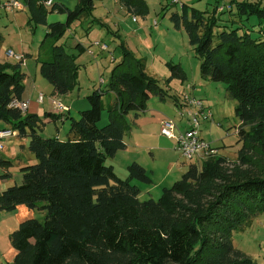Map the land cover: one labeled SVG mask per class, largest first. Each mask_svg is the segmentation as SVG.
<instances>
[{
  "label": "trees",
  "instance_id": "16d2710c",
  "mask_svg": "<svg viewBox=\"0 0 264 264\" xmlns=\"http://www.w3.org/2000/svg\"><path fill=\"white\" fill-rule=\"evenodd\" d=\"M117 1L130 15L144 18L147 12L144 0ZM44 2L21 1L28 13L26 25L32 30L39 25L47 28L37 61L56 98L76 87L75 58L85 51L76 44L77 54H73L58 42L73 22L91 14L94 0H78L74 9ZM228 5V12L233 7L240 19L257 18L256 37L242 25L220 24L215 11L185 3L179 13L170 15V21L186 33L200 61V76L225 84L228 97L236 102V118L250 126L238 128L237 163L229 165V160L215 155L200 167L190 164L179 180L161 189L156 200L140 201V189L131 183H152L141 165L130 163L127 177L120 179L106 164L126 148L124 137L148 100L168 98L158 81L146 74L143 59L119 42L121 57L106 83L105 94H112L113 102L104 105L103 92L89 94V107L71 120L65 140L43 137L40 116L9 107L13 99L22 100L21 66L26 57L15 63L0 62V121L18 137L29 139L27 149L36 161L19 169V185L0 192V211L24 205L45 213L42 221L27 219L10 233L16 254L11 262L0 264H255L233 247L232 236L264 212V161L256 172L240 168L250 164L247 148L256 146L264 154V5L238 0H229ZM53 12L66 15L65 21L47 24V15ZM166 66L170 70L166 84L185 80L179 65L168 62ZM103 111L107 123L99 126ZM12 166L0 156L2 178L9 177Z\"/></svg>",
  "mask_w": 264,
  "mask_h": 264
},
{
  "label": "rangeland",
  "instance_id": "374dc122",
  "mask_svg": "<svg viewBox=\"0 0 264 264\" xmlns=\"http://www.w3.org/2000/svg\"><path fill=\"white\" fill-rule=\"evenodd\" d=\"M19 1L21 2L22 0ZM77 1L54 0V3L61 4L68 9H74ZM144 1L147 7L144 18L128 14L117 0H94V8L91 14L71 24L70 28L59 40V43L63 44L68 52L77 54L74 49L76 43H85L87 45L91 44L90 42L99 41L106 43L111 55L103 52L101 57H95L96 49L94 47H90L94 52V56L88 52L77 55L75 58V62L79 66L77 85L60 99L52 96V87L39 73L37 57L39 45L44 40L47 31L46 26L39 25L34 30L28 27L26 25L28 13L25 8L21 11L12 9L17 11L9 12L0 8V33L3 38L1 47H11L10 49L19 55H22L20 51H24L28 55V57L24 58V64L21 66V71L27 75L23 80V84L26 88V93L28 94L29 92L30 102H35L39 94L43 95V103H37V113L40 114L42 121L47 118L44 111L56 109L52 105V100L59 99L62 105L70 108L71 118L69 117L67 120L58 118V121L46 120V122H42L43 124L39 125V134H42L43 137H60L64 139L69 130L71 120L78 119L79 113L89 107L86 97L94 91L104 93L102 95L104 105L113 102L114 96L112 94L106 96L105 94L106 83L109 79L111 68L121 57L118 46L121 41L135 57L143 59L146 74L148 73L147 75H151L150 77L158 81V85L164 89L167 96L175 97L176 102H181L183 95L203 100L207 108L208 118L205 120L201 119L199 122L201 137L210 143L212 147L217 148L218 152L216 155L229 160V165L237 163L238 150L241 148V143H238L237 138L238 128L242 127L244 130H248L250 126L241 125L239 119L236 118L234 112L236 102L228 97L225 84L212 82L200 76V61L188 43L184 30L182 28L177 30L173 27L170 15L175 12L179 13L183 2L199 10H206L210 13L215 11L216 15L221 19L220 24H222V21H232L234 23L226 22L224 24L228 28H236L242 25L243 30H249L253 37L258 35L257 18L252 16L247 20H245V17L240 19L235 9H232L231 13L228 12L229 9L227 8L220 10L219 7L227 4L228 0H180L178 4H173L170 0ZM65 18L66 15L53 12L47 15L46 22L47 24L64 22ZM48 49L46 47L43 52L48 51ZM0 57H5L2 49H0ZM8 60L16 62L14 59ZM168 62L172 65H179L185 73L186 80L173 79L169 84H166L165 80L170 75V70L166 66ZM149 100V106L158 107L166 114L173 113L175 117L169 118L174 119V122L179 127L183 126V118L174 115L179 111V108L175 106L170 98H166L163 102L158 97L152 96ZM83 102L88 104L85 108H83L84 106L82 107ZM106 123L107 113L103 111L99 126H103ZM135 134L137 136L134 138ZM142 134L134 131L132 137L136 141L128 146V151H118L114 157L107 159L106 164L114 167V172L118 178L125 179L127 177L126 166L133 161L137 162L145 168L152 179L150 185L135 180L131 182L141 190L138 198L140 201L149 198L156 200L161 194V189L170 187L175 181L179 180L190 164L181 159L173 150L172 140L159 134L158 125L150 124L146 126ZM128 136L127 134L124 138L126 142H128ZM16 139L17 136L14 135L2 141L0 156L3 158L11 157L10 155L14 154V150H16L17 153H21L20 158L23 160H21L22 166L20 167L34 164L36 162L35 158L29 155L31 160L27 159L29 151L26 148V151L23 152V148L20 147L21 143L13 146L9 144L10 141H15ZM26 142L28 143V141ZM134 144L139 147L134 146ZM247 149L248 151L245 155L250 164L240 168H243V170L248 169L250 173L256 172L257 166L264 161V154L256 146H251ZM207 160H200V164L197 166L200 167ZM17 161L16 159L11 161L13 166L9 171L12 177L5 183V188L21 183L22 175L19 172V164H17L19 161ZM171 163H173V166ZM2 173L3 171L0 169V175ZM9 214L8 212L0 211V218H2L0 223L3 219H9L7 218ZM44 214V211L35 209L33 210V217L29 219L42 221ZM1 226L0 224V228ZM4 226L5 229L3 231L5 230V233L0 229V253L5 251L3 248L9 243L10 233L16 229L13 227L14 225L7 226L5 222ZM232 244L235 249L243 252L255 264H264V212L252 219L250 225L243 231L234 232Z\"/></svg>",
  "mask_w": 264,
  "mask_h": 264
},
{
  "label": "built area",
  "instance_id": "2783aa9c",
  "mask_svg": "<svg viewBox=\"0 0 264 264\" xmlns=\"http://www.w3.org/2000/svg\"><path fill=\"white\" fill-rule=\"evenodd\" d=\"M238 1H259L264 5V0H238ZM53 0H45V6H50ZM173 4L180 3V0H170ZM23 7L22 3L19 0H7L0 4V8L5 10L12 9H21ZM224 8L230 9L229 5H223L219 7L220 10ZM91 47L98 48L102 52H107L111 55V52L108 51V46L106 43L94 41L91 44ZM92 54V51H90ZM5 58L14 59L16 62L23 59L22 55L15 53L12 49L4 50ZM102 82V81H101ZM37 103H43L44 97L42 94H39ZM52 105L57 108L61 113L68 112V108L59 100H52ZM180 109L178 111L179 117L185 119V126L179 127L171 119H163L160 121V135L164 136L167 139L172 140L175 143V151L178 155L186 162L192 165L200 164V160H207L217 154V149L212 147L203 137L200 135V120L207 119V108L204 105L202 99L194 98L191 96L183 95L181 102L178 104ZM9 107L17 108L22 113L27 112L29 108L28 100H16L13 99ZM186 116V118H184ZM16 135L14 131L10 128H5L0 130V150L2 149V141L9 138L10 136Z\"/></svg>",
  "mask_w": 264,
  "mask_h": 264
},
{
  "label": "crops",
  "instance_id": "0c3cea01",
  "mask_svg": "<svg viewBox=\"0 0 264 264\" xmlns=\"http://www.w3.org/2000/svg\"><path fill=\"white\" fill-rule=\"evenodd\" d=\"M4 1H7V0H0V4H2ZM54 1V0H53ZM183 3V2H182ZM227 4L229 3V0H228V2H226ZM226 5V4H225ZM24 9V7H22L21 9H19L20 11L21 10H23ZM232 9H234L233 7H232ZM2 10V9H1ZM5 10V9H4ZM6 12H9V11H17V10H5ZM0 35H1V33H0ZM2 36V35H1ZM94 42V41H93ZM93 42H90L91 44L93 43ZM3 43V38H2V42L0 43V49H2V51L4 52V50L5 49H10L11 47H8V48H5V46L3 47H1V44ZM59 43V42H58ZM104 43V42H103ZM76 44H81L84 48H85V51L84 52H88L89 54H90V51H92L91 49H90V47H91V44H85V43H76ZM75 44V45H76ZM75 47V46H74ZM95 48V47H94ZM96 49V51H95V57L97 56V57H101V53H103L102 51H100L98 48H95ZM20 53H22V55H25V57H28V55L27 54H25V52L24 51H20ZM90 55H93L94 56V52L92 51V54H90ZM0 62H6V63H15V62H11V61H9V60H7L5 57H3V58H1L0 57ZM23 62H24V60H23ZM24 64V63H23ZM22 64V65H23ZM22 72V71H21ZM146 72V71H145ZM23 73V72H22ZM24 74V79L27 77V75L25 74V73H23ZM148 74V73H147ZM151 76V75H150ZM185 80H186V76H185ZM101 83H103V82H101ZM67 95V94H66ZM66 95H63V96H56V98H62V97H64V96H66ZM29 92H28V94L26 93V88H25V86H24V92H23V94H22V100H28L29 101V108H28V110H27V112L28 113H33V114H37L38 116H40V114L39 113H37V101L35 100V102H30V100H29ZM168 98H170V100H172V102L175 104V106L176 107H178L179 109H180V106H178L177 105V103L179 104L180 102H176L175 101V97H173V98H171L170 96H168ZM58 99V100H59ZM149 101L150 100H148V102H147V107H146V110L142 113V114H140L136 119H133V123H134V126H133V128H132V130L128 133V142H126L125 140H124V143H125V145H126V148L124 149V150H120V151H128V146H130L134 141H136L135 139H133V137H132V135H133V132L135 131V132H137V133H139V134H141V135H143L142 133L144 132V129H145V127L146 126H148V125H150V124H154V125H158V127H159V130H160V121L161 120H163V119H171V118H169V117H175V116H173V113L172 114H166V113H164V112H162L158 107L157 108H153L152 106H149ZM161 101H165V100H161ZM61 102V101H60ZM88 104H85L84 102L82 103V107L83 108H85V106H87ZM65 106V105H64ZM55 107V106H54ZM67 108H68V112H64V113H61L59 110H57V108L55 109H49V110H46V111H44L45 112V114H47L46 115V120L47 121H58V118H63L64 120H67V118H71V116H70V108L68 107V106H66ZM177 108V109H178ZM50 114H54V115H56V116H58V118L57 119H52V118H50V117H48V115H50ZM174 115H176V117L177 116H179L178 115V112H176V114H174ZM132 118H133V115L132 114H129L128 115V119L131 121L132 120ZM46 120L44 119L42 122L44 123V122H46ZM64 120H62V121H64ZM75 120H77V119H75ZM171 120H173L174 121V119H171ZM183 120V126H181L182 128L185 126V119H182ZM176 123V122H175ZM0 130L1 129H5V128H8L9 126L8 125H6L5 123H3L2 121H0ZM177 124V123H176ZM159 134H160V131H159ZM42 135V134H41ZM17 136V135H16ZM43 136V135H42ZM137 135L135 134L134 135V138L136 137ZM59 140H65V138L64 139H61L60 137H57ZM125 138V137H124ZM170 140V139H169ZM26 141H29V139L28 138H18V136H17V139L15 140V141H10V143L9 144H11L12 146L14 145V144H20V147L21 148H23V152L24 151H26V148H27V146H28V143L26 142ZM26 143H27V145H26ZM134 146H136V147H139V146H137V145H135L134 144ZM173 150L175 151V143L173 142ZM215 148V147H214ZM217 149V148H216ZM28 150V149H27ZM176 152V151H175ZM217 152H218V149H217ZM16 150H14V154H11L10 156L11 157H4L5 159L6 158H8V160H10V161H13L14 159H16V160H18L17 162V164H19L18 166V168L20 169L21 167L20 166H22V159L20 158L21 157V153H17V155H16ZM30 153V152H29ZM28 153V158L27 159H29V160H31V156H32V154H29ZM177 153V152H176ZM23 154V153H22ZM117 154V153H116ZM115 154V155H116ZM178 154V153H177ZM29 155H31V156H29ZM114 155V156H115ZM13 157H14V159H13ZM22 160V161H21ZM134 162V161H133ZM133 162H131V163H133ZM134 163H137V162H134ZM130 164V163H129ZM128 164V165H129ZM138 164V163H137ZM171 165L173 166V163H171ZM127 167V166H126ZM114 168V167H113ZM10 169V168H9ZM9 169H8V173L10 174V171H9ZM1 171H3V170H1ZM3 173H5V171H3ZM2 173V174H3ZM12 177V174H10L9 175V177L8 178H2L1 177V175H0V180H5V181H0V192L1 191H3L4 189H6L5 188V183L7 182V180H10V178ZM141 191V190H140ZM8 213H10L9 215H11V216H9L8 215V217L7 218H9V219H7V220H5V219H3L2 221H1V230H2V232L3 233H5L4 231H3V229H5V226H4V222H5V224L7 225V226H13V227H15V228H17L18 227V225L21 223V222H23V221H25V220H27V219H29V218H32L33 217V210H30V209H28L26 206H24V205H18V206H16V208L13 210V211H11V212H8ZM0 219H2V218H0ZM1 237V236H0ZM5 251L4 252H2V253H0V262H11L12 260H13V258H14V256H15V254H16V251L10 246V243H8L4 248H3Z\"/></svg>",
  "mask_w": 264,
  "mask_h": 264
}]
</instances>
